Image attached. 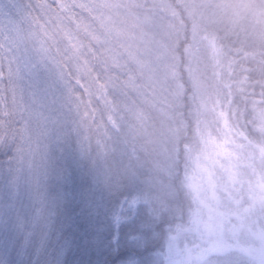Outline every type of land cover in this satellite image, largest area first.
Masks as SVG:
<instances>
[{
	"label": "trees",
	"instance_id": "1",
	"mask_svg": "<svg viewBox=\"0 0 264 264\" xmlns=\"http://www.w3.org/2000/svg\"><path fill=\"white\" fill-rule=\"evenodd\" d=\"M115 1V2H114ZM37 0H0V44L5 65L15 58L23 68L43 38V27L56 33L64 49L63 30L76 33V23L55 6L47 15ZM52 4V0H48ZM70 15L104 42L107 67L85 53L100 80L108 84L117 107L118 130L110 128L107 165L117 186L132 188L140 198L134 225L121 226L119 247L108 242L111 231L97 240L94 218L79 196L57 217V231L41 250L38 237L24 244L7 206L15 198L19 209L29 203L28 173L20 172L17 188H9L13 142L0 147V264H165L167 247L175 238L179 264H264V22L254 15L261 0H77ZM130 10V12H129ZM126 24L130 50L116 42L113 24ZM84 38V34L80 33ZM28 36V39L23 37ZM87 42V40H86ZM99 44L94 45L98 49ZM10 49V51H9ZM191 53L199 54L203 74L195 83L189 71ZM72 89L54 86L61 115L74 126L79 113L103 105L98 82L76 61L51 53ZM18 81L27 84L26 75ZM112 77L108 81V76ZM79 81V83L77 82ZM123 85V87H119ZM262 112V123L254 112ZM19 127V125H14ZM91 137L95 157L94 130ZM75 135L49 163L72 170L69 190L78 193L90 182L87 165L73 164ZM39 161V156L36 157ZM16 168L15 162L11 165ZM58 187L49 180V191ZM197 211L223 217L224 232L200 226ZM135 233L129 240L127 234ZM67 240L70 246L60 251Z\"/></svg>",
	"mask_w": 264,
	"mask_h": 264
},
{
	"label": "snow or ice",
	"instance_id": "2",
	"mask_svg": "<svg viewBox=\"0 0 264 264\" xmlns=\"http://www.w3.org/2000/svg\"><path fill=\"white\" fill-rule=\"evenodd\" d=\"M53 5L56 12L68 14V19L76 23V33L70 29L61 30L64 49L59 47L57 34L49 33L46 25L42 26L43 38L38 41V46L32 49L33 54L23 68L18 63L13 67L15 58H8L5 65L3 45L0 44V147L7 146L11 140L14 148L13 154L8 158L7 183L9 188H17L18 174L26 169L28 183H34L36 187L34 194L29 192V203L19 209L15 198L10 195L12 202L7 206V215L8 219L14 217L16 230L23 235L25 245H31L35 236L38 237L40 249L43 250L52 238V233L57 231V217L72 202L75 194L79 196L89 218H94L96 239H102L104 233L111 231L112 240L108 244L114 250L119 247L121 226L136 224L140 198L134 194L132 188L117 186L112 178V169L107 165L108 142L112 139L109 125L113 130L120 127L117 122L118 106L109 98L108 84L101 81L99 75H94L95 70L85 56V53H91L93 59L102 68H106L104 42L88 25L82 26L70 15L73 8H84L83 3H77V0H52V4H49L48 0L36 2V7L45 15ZM81 32L84 38L81 37ZM96 44L100 45L98 49H94ZM53 47L57 54L63 52L65 58L75 60L77 71L86 72L98 82L96 95L103 105L99 110V122L98 110L94 108L91 112L85 110L79 113V121H73L74 126L70 127L69 122L61 115V109L56 107V98L53 96V99L49 100V93L61 82L64 83L68 98L72 97L71 86L65 81L63 71H57L54 67L58 66L59 62L51 55ZM22 72L27 78L24 89H20L18 85V81L24 78ZM111 80L109 75L108 81ZM82 129L94 130L95 157L92 155L91 137L82 136ZM73 135L77 139L73 164L78 170H83L87 165V174L90 176L88 186L78 193L69 190L72 170L66 166L49 163V154L53 150L60 153L58 159H64V146L70 144ZM13 162L16 163V168L11 166ZM49 180L56 181L58 187L55 192L49 191ZM6 222L0 215V226ZM127 238L135 240V233L130 231ZM69 246L70 242L65 240L59 246L60 251Z\"/></svg>",
	"mask_w": 264,
	"mask_h": 264
},
{
	"label": "rangeland",
	"instance_id": "3",
	"mask_svg": "<svg viewBox=\"0 0 264 264\" xmlns=\"http://www.w3.org/2000/svg\"><path fill=\"white\" fill-rule=\"evenodd\" d=\"M113 25H114L113 28H114L115 36L118 38L115 41L120 44V47H127L130 50V35L129 37H127V39L123 38V36H125L126 34V29H125L126 24L121 25L120 23L118 24L114 23ZM188 62H189L188 67H189L190 75L192 76L193 81L197 83V81H199V78H201L203 74V64L201 57L199 56V54L191 53ZM254 114L257 122L262 123L263 121L262 112L256 110ZM195 221L200 226L213 229L220 233L224 232L223 217H221L218 214H213L210 213L209 211H205V212L197 211L195 214ZM170 246H171V254H170ZM170 246L167 247L165 264H179V261H177L178 248L174 239H172Z\"/></svg>",
	"mask_w": 264,
	"mask_h": 264
},
{
	"label": "clouds",
	"instance_id": "4",
	"mask_svg": "<svg viewBox=\"0 0 264 264\" xmlns=\"http://www.w3.org/2000/svg\"><path fill=\"white\" fill-rule=\"evenodd\" d=\"M259 19L264 22V0H261V3L258 7V10L254 13Z\"/></svg>",
	"mask_w": 264,
	"mask_h": 264
}]
</instances>
